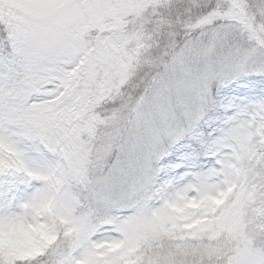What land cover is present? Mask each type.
Instances as JSON below:
<instances>
[{
	"label": "snow or ice",
	"instance_id": "6c2138e0",
	"mask_svg": "<svg viewBox=\"0 0 264 264\" xmlns=\"http://www.w3.org/2000/svg\"><path fill=\"white\" fill-rule=\"evenodd\" d=\"M172 8L0 0V143L11 134L49 162L36 178H58L53 214L69 228L59 240L42 225L56 242L22 261L0 245V264H264V79L259 99H219L248 76L226 66L264 64V37L251 48L229 44L227 30L172 43L163 71L140 78ZM228 15L218 2L207 19ZM213 111L224 117L205 134ZM0 161V225H13L37 191Z\"/></svg>",
	"mask_w": 264,
	"mask_h": 264
},
{
	"label": "clouds",
	"instance_id": "9594fccd",
	"mask_svg": "<svg viewBox=\"0 0 264 264\" xmlns=\"http://www.w3.org/2000/svg\"><path fill=\"white\" fill-rule=\"evenodd\" d=\"M218 2L229 6L228 17L207 19L211 8ZM196 3H199L200 6L192 7ZM172 5L171 14L165 13L163 26L154 33V46L148 53V57L154 61V66L145 65L142 67L138 73L140 78H151L163 71L160 65L168 57L172 43L203 42L208 34L227 30L229 44L234 47L251 48L256 45L257 37H264V11L260 10V8H264V0H172ZM9 7L7 4L2 6L3 9ZM156 42H158V46H155ZM255 72L261 73L255 77L264 79V64L257 67L255 58L250 59L246 65L234 61L226 66V74L230 76L245 74L254 76ZM135 94L133 93V95ZM121 103L118 102L116 105L108 107L109 109L119 108ZM123 115H127V113ZM2 140L4 142L0 143V156H6L12 162L16 175L32 177L30 182L33 184L34 190L37 191L36 198L27 207L21 204L16 210L15 215L23 217L21 221L9 225L5 220L0 225V245L10 247L22 261L35 256L45 243L56 242L47 234V230L42 225L54 226L57 230L56 239L59 240L65 239L69 228L63 220L53 214V198L57 193L58 178H53L49 182L36 178L45 174L49 162L29 151L11 134L4 135ZM2 162L0 161V163ZM4 192L6 196L11 195L7 192V188L4 189ZM94 239L99 240L102 237L97 235Z\"/></svg>",
	"mask_w": 264,
	"mask_h": 264
},
{
	"label": "rangeland",
	"instance_id": "374dc122",
	"mask_svg": "<svg viewBox=\"0 0 264 264\" xmlns=\"http://www.w3.org/2000/svg\"><path fill=\"white\" fill-rule=\"evenodd\" d=\"M261 79L255 76H241L233 83H231L226 89H223L220 93L219 99L227 102L228 100L239 101H253L261 98L260 94L256 91L260 85ZM209 115L212 117L214 123L211 126L205 124L202 126V130L205 134L211 133L215 135L220 127L221 121L224 117L223 111H213ZM178 154V153H177ZM172 162V158H168ZM207 160L206 157H200L201 166H206L203 162ZM180 174L179 172L177 173Z\"/></svg>",
	"mask_w": 264,
	"mask_h": 264
}]
</instances>
